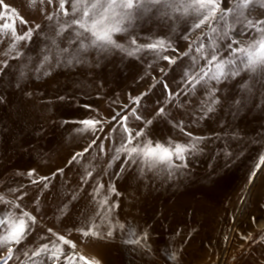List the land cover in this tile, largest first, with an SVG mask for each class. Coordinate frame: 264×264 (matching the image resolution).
I'll return each mask as SVG.
<instances>
[{
  "label": "rangeland",
  "instance_id": "rangeland-1",
  "mask_svg": "<svg viewBox=\"0 0 264 264\" xmlns=\"http://www.w3.org/2000/svg\"><path fill=\"white\" fill-rule=\"evenodd\" d=\"M230 6L229 0H224L222 7ZM56 7V0L52 5L39 0L35 3L0 0V17H4L0 18V25L11 23L7 19L12 16L10 9L28 21L27 25H21L16 20L18 34L29 26L42 25L41 33L33 35L31 44L25 46L21 42L24 55L19 59L9 58L14 52L5 55L11 44L10 33L0 34V62L8 63L0 74V96L4 98L0 103V193L36 217L27 239L14 246V259L8 264L22 261L32 264L23 251L55 240L49 228L75 243L76 252L90 261L98 260L99 264H264V165L255 177H250L264 153V72L244 71L235 79L221 83L217 110L193 124V114L205 98V89L197 85L194 93L181 94L178 103H168L166 90L158 81L167 83L174 93L184 87L181 79L185 68L191 64L192 57L198 56L195 52L200 42L198 37L208 44V37L202 36L208 31L207 25L193 31V16L181 18L180 13L156 5L144 20L137 21L134 30L118 33L114 38L127 44L132 35L138 37V43H146V37H171L177 52L169 50L164 55L178 57L175 64L155 60L149 52L126 56L115 50L98 56L90 51L84 62L55 65L50 74L43 75L36 65L45 44L44 34L49 32L45 14ZM65 7L71 12L70 3ZM157 9L167 11L175 19L161 16ZM250 9L251 17L264 19V7L259 3ZM184 35L189 39H183ZM232 35L246 41L251 33L243 37ZM191 41H196L193 51L189 56H179L188 50ZM229 42L219 43L223 48ZM58 43L67 47L63 39ZM227 55L224 51L222 58ZM204 64L205 60L200 59L197 67ZM142 93L147 95L139 106L131 104V98ZM124 105H129V111L136 107L144 119H153L147 132L154 142L169 139L187 142L188 137L172 126V122L183 120L186 131L207 138L200 146L203 150L189 155L183 162L175 161L186 167L172 170L123 164V156L113 160L120 133L118 130L113 133L114 122L108 121ZM161 106L168 113L166 118L155 116ZM92 117L104 122V131L94 134L79 131L83 125L78 121ZM129 126L138 130L143 123L130 116ZM106 135L108 139L104 138ZM226 150L232 153L231 157L223 155ZM76 153L83 155L72 161ZM31 169H35V174L29 178L27 173ZM58 169L63 172L58 173ZM89 171L92 175L85 183L82 178ZM39 177L49 178L47 188L31 183V179ZM97 182L104 185L97 200L108 195L110 184L119 193L109 195V205L119 206L105 215H110L113 223L131 227L138 234L147 232L150 250L125 244L123 241L128 237L119 231L111 239H83L74 230L84 218L101 211L90 195ZM12 188L20 191H8ZM24 193L27 195L17 200ZM8 210L20 212L0 203V213ZM64 250L72 251L68 245H64ZM3 254L6 248L0 249V255ZM45 264L50 262L45 260Z\"/></svg>",
  "mask_w": 264,
  "mask_h": 264
},
{
  "label": "snow or ice",
  "instance_id": "snow-or-ice-1",
  "mask_svg": "<svg viewBox=\"0 0 264 264\" xmlns=\"http://www.w3.org/2000/svg\"><path fill=\"white\" fill-rule=\"evenodd\" d=\"M37 0H30V3H35ZM40 3H47L52 5L54 0H39ZM224 0H56L58 7L50 13L45 14L48 23L49 32L44 34L45 44L41 48L39 61L36 65V70L43 75H48L55 65L79 64L85 61L87 54L90 51H95L98 56L111 54L115 50H119L126 56H137L141 52H149L155 60L167 61L169 65L176 63L178 57L164 55L165 52L171 50L177 52L174 47L171 37H146V43H138L136 35L130 36L127 44H121L114 38L118 33H129L134 30L137 21L144 20L156 5H162L163 9H172V12L180 13L181 18L193 16L194 20L191 28L194 31L204 25L208 26V31L202 36L208 37V44L205 45L202 38L198 37L200 41L195 47V52L198 56L192 57V62L184 71L181 83L184 87L179 92H172L167 83L162 80L158 81L163 84L166 90V100L168 103L177 101L178 97L183 94L188 96L194 93L197 85L205 89V98L200 102L197 111L193 114L191 123H198L199 121L208 118L217 110V105L220 103V98L217 92L220 91L219 85L229 79H235L241 72L247 71L249 73L264 72V19H255L250 15V6H255L259 3L260 7H264V0H229L230 7L223 8ZM71 4V12L65 7L66 4ZM8 9V6H4ZM12 16L7 17L11 23H4L0 25V34H9L11 44L8 52H14V56H9L12 59H19L24 55L20 50L21 42L25 46L31 44L34 34L41 33L42 25L35 24L34 27L29 26L26 31L18 34L16 31V20L21 25H27L28 21L19 16L15 9H10ZM161 16H168L170 19H175L167 11L157 9ZM4 18V17H0ZM239 27V31H236ZM65 33H68L65 36ZM232 33L237 36H245L251 33L248 40H237ZM63 39L67 43V47H61L59 40ZM183 39H189L188 35H184ZM230 41L222 48L220 41ZM196 41H191L188 50L179 53V56H189L193 51V45ZM75 45V48L72 46ZM228 52L227 57L222 58V53ZM205 60V64L197 67L199 60ZM8 66L7 60L0 62V74H3L4 68ZM151 67V65H149ZM160 71L167 75L164 68ZM23 76V73H21ZM155 79V78H154ZM17 86H19L17 84ZM31 95V94H28ZM147 95L142 93L138 97L131 98V104L139 106L141 99ZM63 99V97H60ZM4 102L3 96H0V103ZM239 101L235 104L239 105ZM183 107L184 105H179ZM239 111V107L236 108ZM141 121L143 127L138 130L129 126V117ZM156 117L166 118L168 113L163 106L159 107L155 113ZM113 123L111 131L113 133H120L119 147L115 148L112 159H119L124 157L123 164H142L149 170H155L163 166L165 169L172 170L181 166L186 167V164H176L175 161H185L186 158L197 152L202 151L201 144L207 139L206 137L195 136L192 132L186 131V125L183 120L172 122V126L178 128L180 132L188 137L187 142L178 143L169 139L165 142L153 141L149 138L147 129L153 123V119H144L137 113V108L132 107L129 111V105H124L121 112H117L108 121ZM171 122V121H170ZM83 128L79 131H91L93 134L97 131L103 132V121L95 117L78 121ZM119 126L117 129L116 126ZM108 139L106 135L104 137ZM233 138H236L235 136ZM96 140L92 141L95 144ZM92 145H89V148ZM103 151V145H100ZM85 152L88 149H84ZM83 153H76L72 157L75 161L81 157ZM226 157H231L230 151H224ZM72 161H69L71 163ZM227 162V161H226ZM264 165V153H262L258 162L254 166V171L250 173V177H255L257 171ZM111 167V164H109ZM58 173H62L63 169H58ZM124 171L123 165L120 172ZM35 174V169L28 171L27 176L32 178ZM53 175H56L55 173ZM92 173L87 172L86 176L82 178L83 182H87V178ZM48 177H39V179H31L32 184H43L44 188L48 187L46 181ZM251 182V180H250ZM104 185L97 182L93 189L92 196L93 203H96L101 211H97L93 216L84 218L79 226H74V230L79 232L83 239L92 237L94 239H111L114 234L119 231L122 235H126L128 239L123 242L125 244L134 245L144 250H150V245L147 244L148 233L138 234L135 229L125 227L119 222L113 223L110 214L119 205L112 203L109 205L108 197L110 194L119 195L116 192L115 185L110 184L108 195L97 200L101 196V190ZM8 191L15 193L20 191L19 188H12ZM24 193L18 197L17 200H22ZM75 198V197H74ZM0 203L11 205L13 209H20L19 214L15 211L8 210L0 213V249L6 248V254L0 255V264H8L14 259L16 248L23 241L33 229L36 224V217L30 212L25 211L18 202L9 201L4 194L0 193ZM105 206H107L105 208ZM99 217V222H97ZM49 233L56 238L40 245L35 249H26L23 255L32 264H45V260L50 264H60L63 257V264H99L98 260H88L86 257L76 252V244L66 239L65 236L53 232L51 228ZM248 240L249 237H242ZM45 239V237H41ZM64 245H68L72 249L70 252H65ZM29 253H31L29 255ZM35 258H40L36 260ZM19 259V257H15ZM21 264H24L22 261Z\"/></svg>",
  "mask_w": 264,
  "mask_h": 264
},
{
  "label": "bare ground",
  "instance_id": "bare-ground-1",
  "mask_svg": "<svg viewBox=\"0 0 264 264\" xmlns=\"http://www.w3.org/2000/svg\"><path fill=\"white\" fill-rule=\"evenodd\" d=\"M244 196V195H243ZM246 200H248V199H246ZM246 202V201H245ZM150 222V221H149ZM146 226V225H145ZM145 229V228H144Z\"/></svg>",
  "mask_w": 264,
  "mask_h": 264
}]
</instances>
